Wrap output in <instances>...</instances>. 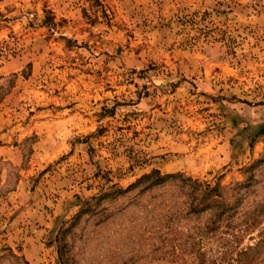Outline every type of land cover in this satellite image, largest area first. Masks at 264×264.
Masks as SVG:
<instances>
[{
    "label": "rangeland",
    "instance_id": "obj_1",
    "mask_svg": "<svg viewBox=\"0 0 264 264\" xmlns=\"http://www.w3.org/2000/svg\"><path fill=\"white\" fill-rule=\"evenodd\" d=\"M263 209L264 0H0V264H264Z\"/></svg>",
    "mask_w": 264,
    "mask_h": 264
},
{
    "label": "trees",
    "instance_id": "obj_2",
    "mask_svg": "<svg viewBox=\"0 0 264 264\" xmlns=\"http://www.w3.org/2000/svg\"><path fill=\"white\" fill-rule=\"evenodd\" d=\"M174 180L182 182L184 187L189 191L190 203L188 212L190 214L200 215L206 212L210 213L211 219L209 220L207 227H205V230L216 231L224 222H228L234 217L235 207L233 205H229L231 196H227L225 194L226 188L222 186L220 182L212 185L200 182L198 179L186 177L182 174L162 175L158 170H155L151 174L143 176L127 190H120L119 192L123 195L137 189L140 186H143V190L145 191L152 190L157 187L165 186L170 181ZM239 187L242 186L239 185ZM262 212L264 213V209ZM257 219L258 216L254 215L252 222L247 224L249 229L254 228L255 225H257ZM263 245L264 237L261 236L259 243L255 247H250L247 251L242 252L241 256L247 258L252 252H257L258 249L262 248ZM59 256L62 264H69L65 260L62 249L59 251ZM243 262L244 261L241 263Z\"/></svg>",
    "mask_w": 264,
    "mask_h": 264
}]
</instances>
